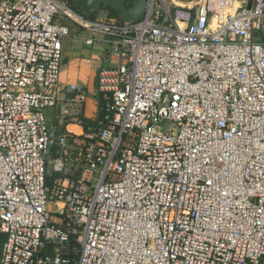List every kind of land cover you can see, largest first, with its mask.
<instances>
[{
  "label": "built area",
  "instance_id": "obj_1",
  "mask_svg": "<svg viewBox=\"0 0 264 264\" xmlns=\"http://www.w3.org/2000/svg\"><path fill=\"white\" fill-rule=\"evenodd\" d=\"M235 1L0 0V264H264V0ZM59 19L117 62L93 93Z\"/></svg>",
  "mask_w": 264,
  "mask_h": 264
},
{
  "label": "crops",
  "instance_id": "obj_2",
  "mask_svg": "<svg viewBox=\"0 0 264 264\" xmlns=\"http://www.w3.org/2000/svg\"><path fill=\"white\" fill-rule=\"evenodd\" d=\"M58 22L66 25L70 30V36L63 43L62 82L64 85H82L93 93L96 87L97 71L108 61V55L105 54L108 47L100 43L93 47L87 46L86 39L90 36L87 32L70 21L59 19ZM95 104L94 101L89 100L87 104L89 116L94 114Z\"/></svg>",
  "mask_w": 264,
  "mask_h": 264
},
{
  "label": "water",
  "instance_id": "obj_3",
  "mask_svg": "<svg viewBox=\"0 0 264 264\" xmlns=\"http://www.w3.org/2000/svg\"><path fill=\"white\" fill-rule=\"evenodd\" d=\"M127 1L128 0H73V3L78 9L83 11H98L111 6L117 11L122 21L141 20L145 15L147 0H131L133 5L130 8L126 7Z\"/></svg>",
  "mask_w": 264,
  "mask_h": 264
},
{
  "label": "rangeland",
  "instance_id": "obj_4",
  "mask_svg": "<svg viewBox=\"0 0 264 264\" xmlns=\"http://www.w3.org/2000/svg\"><path fill=\"white\" fill-rule=\"evenodd\" d=\"M237 2H239V3H241V5H242V3L245 1V0H236ZM237 5H238V3H236ZM132 5H133V2L131 1L129 4H128V8H130V7H132ZM109 11L108 10H106V9H102V10H98V11H96V13H95V16H96V18H105V17H107L108 16V13ZM84 13H86L85 11H84ZM109 17V16H108ZM117 62L116 61H106V64H105V66L106 67H111V66H113V65H115ZM90 99L92 100V101H96V97H94V95L93 94H90ZM46 114L47 115H51V112L50 111H47L46 112ZM169 122H163L162 123V126L164 127V128H168L169 127Z\"/></svg>",
  "mask_w": 264,
  "mask_h": 264
},
{
  "label": "trees",
  "instance_id": "obj_5",
  "mask_svg": "<svg viewBox=\"0 0 264 264\" xmlns=\"http://www.w3.org/2000/svg\"><path fill=\"white\" fill-rule=\"evenodd\" d=\"M66 1H67V2H68L73 8L77 9L78 11L84 12L83 10L78 9V8L74 5L73 0H66ZM126 7H128V4L126 5ZM103 9H106V10L109 11V12L107 13L109 17L117 18V19L121 20L120 17H119V15H118V13H117V11L114 10L111 6L105 7V8H103ZM101 10H102V9H101ZM85 12L89 15V17L94 18V19L96 18V16H95L96 11H85ZM99 114H100V113H99Z\"/></svg>",
  "mask_w": 264,
  "mask_h": 264
},
{
  "label": "bare ground",
  "instance_id": "obj_6",
  "mask_svg": "<svg viewBox=\"0 0 264 264\" xmlns=\"http://www.w3.org/2000/svg\"><path fill=\"white\" fill-rule=\"evenodd\" d=\"M66 1V0H65ZM67 2V1H66ZM236 3H238V5L236 4ZM241 5V3H239V2H237V1H235L234 2V4H233V6H232V8L231 9H229V11H232V12H234L239 6ZM146 11V10H145ZM145 16V15H144ZM144 18V17H143ZM142 18V19H143ZM95 19H97V18H95ZM122 21V20H121Z\"/></svg>",
  "mask_w": 264,
  "mask_h": 264
},
{
  "label": "flooded vegetation",
  "instance_id": "obj_7",
  "mask_svg": "<svg viewBox=\"0 0 264 264\" xmlns=\"http://www.w3.org/2000/svg\"><path fill=\"white\" fill-rule=\"evenodd\" d=\"M130 2H131V0H128V1H127V4H129ZM127 4H126V5H127Z\"/></svg>",
  "mask_w": 264,
  "mask_h": 264
}]
</instances>
